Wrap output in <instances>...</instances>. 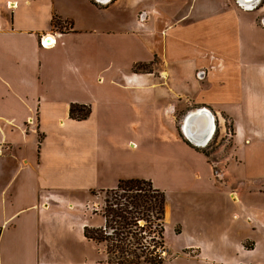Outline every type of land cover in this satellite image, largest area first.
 <instances>
[{"label": "rangeland", "instance_id": "rangeland-1", "mask_svg": "<svg viewBox=\"0 0 264 264\" xmlns=\"http://www.w3.org/2000/svg\"><path fill=\"white\" fill-rule=\"evenodd\" d=\"M50 1L24 2L14 14L18 27L31 29L45 25L51 19ZM156 2L162 8H138L143 14L139 18L144 20L148 17L155 21L156 36L161 41L164 56L160 58L157 55L153 62L139 64L136 69L154 71L156 82L162 84L164 94L170 96L164 124L157 129L153 142L156 146L155 161L151 155L146 156L138 167L142 177L151 179L156 187L166 191L167 207L171 209L169 217L167 208L165 218V245L170 252L161 264L232 263L237 257L235 250L240 238L236 233L226 237L224 229H221L223 227L246 233L247 248L252 247L247 251V264H262L257 261L264 260V234L253 230L258 222L250 223L247 219L246 225L244 214L241 218L239 216L238 221L231 218V206L235 205L233 197L224 201V195H216L214 199L211 197L209 206L199 204L198 208L193 205V196L196 195L180 192L172 173L160 169L158 163L163 158L159 152L162 137L168 134L174 137L177 133L181 138L177 124L180 115L190 107L206 105L217 114L218 128L204 148L207 153L199 152L212 164L215 183L236 198L247 196L254 202H259L260 198L264 200V0H260L254 9H247L237 0ZM56 9L63 15L71 16L77 23L76 27L81 29L99 21L90 8H76L67 0H56ZM117 10L119 12H113L118 14V21L120 16L123 20L122 25L116 24L117 33H104L91 38L84 35L86 45L77 47V58H81V63L67 60L60 49L55 51L59 70L65 68V61H68L71 67L82 69L80 73L85 74L78 78L70 72L77 88L73 94H67V99L79 98L89 103L120 95L127 99L119 88L121 85L112 77L120 66L125 69L129 61L149 57L150 48L140 46V43H145L140 36L135 39L129 37L132 34L120 33L132 23L134 14L130 8ZM110 26H104L105 30H109ZM104 39L106 42L99 44V40ZM114 39L120 44L118 56L111 55L108 50ZM96 64L110 67L101 72L103 79L99 77ZM166 70L172 71L170 77ZM200 72H205L204 78H199ZM169 117L171 120H168ZM100 193H76L73 207L71 203L68 206L60 204L54 206L49 214L41 215L31 236L39 245L33 264H152L114 263L103 245L85 236L86 227L105 225L102 207L109 193ZM96 202H101L100 208H97ZM237 211L240 214V210ZM203 216H208L209 220L213 217L220 225V231L216 230V223L210 227L205 224ZM32 222L29 220V223ZM26 238L29 239L28 234ZM11 255L12 259H8L5 254L1 264H16L20 252L13 251Z\"/></svg>", "mask_w": 264, "mask_h": 264}, {"label": "crops", "instance_id": "crops-1", "mask_svg": "<svg viewBox=\"0 0 264 264\" xmlns=\"http://www.w3.org/2000/svg\"><path fill=\"white\" fill-rule=\"evenodd\" d=\"M29 1L0 0V264L5 254L12 259L13 251L20 252L16 264L34 263L39 245L31 238L33 230L41 215L49 214L54 206L71 203L73 207L76 193L101 194L116 188L122 179L145 178L138 172L140 161L150 155L155 161L153 142L170 105V96L164 94L165 88L156 82L155 72L136 69L139 64H150L157 55L164 56L155 21L139 18L141 10L138 8H162L156 0L154 3L153 0H111L107 4L67 0L76 8H90L99 20L84 25V29L76 27L74 19L63 15L56 9V0H51V19L45 25L19 28L14 14ZM118 8H130L134 14L132 23L126 29L121 28L120 33L132 34L129 37L135 39L140 36L145 42L140 46L150 48L149 57L129 61L125 69L120 66L112 77L121 85L119 88L127 99H123V95L92 103L79 98L67 99V94H73L77 88L71 73L78 78L85 74L80 73L82 69L71 67L68 61H65L67 66L59 70L55 51L60 49L67 60L82 62L77 58V47L86 45L84 35L91 38L117 33L116 24H123L122 17L118 21L115 13L119 12ZM55 18L64 23L63 29L53 25ZM107 25L113 26L106 31L104 26ZM48 38L51 45H43L42 40ZM101 42L105 43L106 39L99 40V44ZM119 49L117 39L111 40L110 54L118 56ZM109 68L96 64L102 79L101 72ZM171 75L172 71H167V76ZM73 103L89 104L90 115L82 120L71 118ZM177 135L162 137L159 152L163 158L158 167L172 173L180 192L196 195L193 205L198 208L199 204L209 206L211 197L214 199L216 195H224V201L233 197L236 208L231 206V218L238 221L244 214L246 225L247 219L250 223L258 222L253 230L264 234V200L254 202L247 196L236 198L222 190L215 183L208 158ZM95 204L100 208L101 202ZM167 208L170 217L171 209ZM29 220H33L32 224ZM202 220L209 227L217 224L213 217L209 220L208 216H203ZM240 225L247 228L245 224ZM216 226L220 231V225ZM221 229L226 237L236 233L240 238L235 250L237 257L230 264H247V251L252 250V247L247 248V234L241 230L234 232L229 227ZM257 263L264 264V260Z\"/></svg>", "mask_w": 264, "mask_h": 264}, {"label": "trees", "instance_id": "trees-1", "mask_svg": "<svg viewBox=\"0 0 264 264\" xmlns=\"http://www.w3.org/2000/svg\"><path fill=\"white\" fill-rule=\"evenodd\" d=\"M63 24L56 18L53 20L55 27L61 28ZM90 112L87 105L72 104L70 117L82 120ZM183 140L207 153L204 148H196ZM106 191L109 195L102 207L105 225L86 227L85 236L103 245L114 263H163L170 252L165 245L166 191L147 178L122 179L116 188Z\"/></svg>", "mask_w": 264, "mask_h": 264}, {"label": "water", "instance_id": "water-1", "mask_svg": "<svg viewBox=\"0 0 264 264\" xmlns=\"http://www.w3.org/2000/svg\"><path fill=\"white\" fill-rule=\"evenodd\" d=\"M99 4H107L111 0H94ZM260 0H237V2L252 9ZM49 41V38L47 39ZM199 78L205 77L200 72ZM182 137L196 148H205L215 136L218 128V118L215 111L206 105L191 107L186 110L178 122Z\"/></svg>", "mask_w": 264, "mask_h": 264}, {"label": "built area", "instance_id": "built-area-1", "mask_svg": "<svg viewBox=\"0 0 264 264\" xmlns=\"http://www.w3.org/2000/svg\"><path fill=\"white\" fill-rule=\"evenodd\" d=\"M42 44L45 45V46H50L51 45V41H47L45 39V40H42Z\"/></svg>", "mask_w": 264, "mask_h": 264}, {"label": "flooded vegetation", "instance_id": "flooded-vegetation-1", "mask_svg": "<svg viewBox=\"0 0 264 264\" xmlns=\"http://www.w3.org/2000/svg\"><path fill=\"white\" fill-rule=\"evenodd\" d=\"M140 15H141V18H142L143 14H140Z\"/></svg>", "mask_w": 264, "mask_h": 264}]
</instances>
